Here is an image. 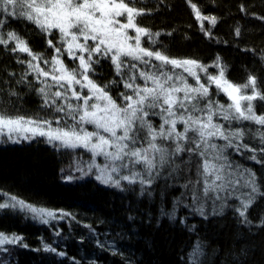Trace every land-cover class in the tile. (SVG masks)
Here are the masks:
<instances>
[{"label":"trees","instance_id":"obj_1","mask_svg":"<svg viewBox=\"0 0 264 264\" xmlns=\"http://www.w3.org/2000/svg\"><path fill=\"white\" fill-rule=\"evenodd\" d=\"M191 3L197 5L202 16L216 17V25L197 20L187 0H134L131 6L148 13L137 17L136 23L160 33L154 37L155 44L144 38L143 47L158 49L177 60H196L211 74L215 67L223 69L226 80L234 85H244L249 76H255L257 90L264 94V19H260L264 17V0ZM241 5L245 11H241ZM201 23L211 30L210 36L202 31ZM10 31L42 57L33 65L50 71L51 64L43 60L51 61L55 52L47 41L52 39L56 47H61L59 32L53 30L49 36L26 20L6 19L0 34L6 39ZM11 46L0 45V114L50 120L57 127L55 121L63 114L46 107L38 91L45 87L49 97L54 98L56 86L47 88L43 81L52 84L51 79H37L27 63L31 57L11 52ZM61 59L68 70H78L77 61L66 54ZM92 67L89 78L122 104L121 93L127 94L123 79L127 76H118L111 60L103 57ZM209 91L211 100L226 105V97L215 86ZM252 105L256 115H264V100L257 98ZM219 122L225 129L245 131L238 144H247L248 149L228 157L238 169L237 178L242 170L255 173L259 191L245 216L239 212L241 201L246 199L243 194L247 193L242 184L237 191L230 188L220 192L219 199L217 193L204 196L198 171L202 158L194 153L168 155L163 164L159 159L150 185L137 180L133 184L122 181L120 187H113L97 181L93 172H86L90 156L85 151L68 150L40 137L0 143V193L52 211L56 217L43 223L46 219L27 209H0V232L9 238H22L17 243L0 245V264H193L197 250L195 264H264V163L258 162L259 149L264 147L258 133L264 132V126L252 121ZM72 123L64 116L60 126ZM162 146L169 153L174 149V144ZM224 149L227 157L229 152ZM253 154L256 160L250 158ZM133 170L148 177L143 166ZM68 176L74 179L68 181Z\"/></svg>","mask_w":264,"mask_h":264},{"label":"snow or ice","instance_id":"obj_2","mask_svg":"<svg viewBox=\"0 0 264 264\" xmlns=\"http://www.w3.org/2000/svg\"><path fill=\"white\" fill-rule=\"evenodd\" d=\"M187 2L195 11L197 20L216 25V17L202 16L196 4L191 0ZM132 3L134 0H0V17H4L0 18V28L6 19H23L49 36L53 35V30L59 32L61 47H56L52 39L47 41L55 52L51 61L43 60L44 64H51L50 71H44L39 64L33 65V61L42 57L33 53L27 41L17 33L8 32L6 39L0 34V45L6 48L12 45L9 49L11 52L27 53L31 57L27 63L29 69L35 71L36 78H50L52 84H48L47 79L43 83L47 88H57L52 94L54 98L49 97L45 87L38 89L44 98V105L63 114L55 121V128L50 120L13 118L0 114V134L4 129L12 133L20 131L23 125H35L23 127V131L31 132L33 137L44 136L49 143L58 141L60 146L66 148H84L92 153L93 159L103 156L106 163L102 166L93 163L89 165V170L96 167L99 172L96 179L115 187H120L121 181L133 184L137 180L142 185H150L156 168V154H159L160 163L163 164L168 155L194 153L202 158L198 171L203 179L205 197L217 193L216 198L219 199L220 192L230 188L233 192L237 191L241 184L250 189L243 194L246 199L241 201L242 210H239L240 215L245 216L259 191L255 173L246 169L237 178L236 169L223 152L225 147L237 151L248 149L247 144H234L232 140L233 137L242 140L245 131L243 128L234 131L225 129L213 118L221 117L228 122L252 121L264 126V115H256L252 105L257 98L264 100V94L257 90L256 77L249 76L244 85H234L223 80L221 69L218 77L209 75L207 84L201 83L197 69L207 73L206 66L196 60H177L158 49L142 46V37L155 44L154 37H159L160 33H153L136 23L137 17L148 13L143 8L131 6ZM241 11H245L243 5ZM201 29L205 35H211V30L204 29L203 23ZM129 30H134L135 35H130ZM235 31L239 36L240 29ZM65 54L69 59L79 61L78 70H68L64 66L61 57ZM101 57L111 60L118 76H127V79H123V86L130 94L121 93L122 105L117 104L104 88L89 78V72L94 71L92 65L99 64ZM176 69L182 71L176 72ZM187 77L196 81L195 87L188 84ZM213 84L231 100L227 107L211 100L209 89ZM249 88L252 95H241L243 90ZM84 89H87V95ZM73 100L78 103H72ZM245 101L247 104H244ZM64 116L70 117L73 123L60 126ZM152 117L160 118L159 129L153 126ZM177 124H183V131L177 130ZM85 125H92L94 130L88 131ZM258 136L261 144H264V132H259ZM214 137L222 138L227 143L218 146L211 142ZM163 142L174 144L171 153L162 146ZM186 144L191 146L186 147ZM249 150L253 153L257 151ZM259 152L261 159L258 162L264 163V147ZM250 158L257 159L255 154ZM137 165L144 166L147 178L133 170ZM124 170L128 174H122ZM65 179L71 181L74 177ZM17 207L41 218L45 215L56 218L52 211L37 209L16 197H10L8 203H0V209ZM42 222L48 223V220ZM21 239L19 236L9 238L0 232V245L17 243ZM198 254V250L193 253V264Z\"/></svg>","mask_w":264,"mask_h":264},{"label":"rangeland","instance_id":"obj_3","mask_svg":"<svg viewBox=\"0 0 264 264\" xmlns=\"http://www.w3.org/2000/svg\"><path fill=\"white\" fill-rule=\"evenodd\" d=\"M129 34L130 35H135L134 30H129ZM144 38L145 37H142V43H143ZM77 62H78L77 65H79V61H77ZM64 66H65V64H64ZM78 68H79V66H78ZM175 71L176 72H180L182 70L176 69ZM197 71H198V74L200 76L201 83H204V84H207V82H208L207 78H208L209 75L210 76H214V77H218L220 75V72H221L217 67H215V70L213 71V74H211L210 70L208 71V69H207V73L202 72V71H199V69H197ZM184 75L187 76L186 73ZM223 80H226V78L224 77V75H223ZM187 82H188V84H191L194 87L196 86V81L192 77H187ZM138 83H142V82L141 81H138ZM213 86H215V84H213ZM219 92L223 93L224 96L226 97L227 103L224 106L227 107L231 103V100L229 99V97L223 91H219ZM87 94H88V91H87V89H85V95H87ZM127 94H130L129 93V90H127ZM241 95H252V92L251 91H248V89H246V90H243L241 92ZM244 104H247V102L245 101ZM220 105H222V104H220ZM34 120H37V119H34ZM213 120H214L215 123H219V124H223V123H221L219 121H224L221 117H214ZM151 122H152L153 125H158V127H159V125L161 123L159 117H152L151 118ZM23 127H35V125H23ZM23 127H22V129L20 131H14L12 133H9L7 129H4V132L2 134H0V143H15V142L27 141L29 139L36 138V137H40V138H43V139H46L47 140V138L44 137V136L37 135V136L33 137L31 132H25V131H23ZM44 127L46 129V126H44ZM52 127L55 128L56 126L55 125H52ZM85 127L87 128L88 131H93L94 130V128H93L92 125H87ZM228 127H229V125L226 126V128H228ZM177 130L178 131H183V124H177ZM189 135H192V133H189ZM9 136H11V139H9ZM25 136H28L30 138L29 139H24ZM232 140H233V143L234 144H238V142H239L238 139H236L235 137H233ZM53 142L59 144L58 141H53ZM211 142H219L220 144H222V142H223L224 145L227 143L225 140H223L222 138H218V137H214ZM163 143H165V145H171V144H173L171 142H163ZM64 148H66V147H64ZM67 149L68 150H82V151H85V152L88 153V155L90 156V158H89L88 161H86L85 170H86V172H93L94 175H95V178H96L97 175H99V172H98V170H97L96 167H93L91 170H89V165H92L93 163H95L96 165L102 166L104 163H106V161H105V159H104L103 156H96L95 159H93L92 153L89 152L88 150L84 149V148H67ZM224 150H227V152H229L228 155H227V159L233 153H236V154L239 153V151L235 150L234 148H226L225 147ZM157 155L158 154H156V162H159V156H157ZM231 157H234V156H231ZM142 166L143 165H137L136 167H137V169H141ZM77 167L79 168L78 165H77ZM143 168H144V166H143ZM234 169H236V172L238 171L237 168H234ZM240 172H244V170H242ZM122 174H125V175L128 174L127 170H124L122 172ZM246 176H247V172H245V177ZM97 181H99L100 183H102L100 180H97ZM124 182H126V181H124ZM103 184H105V183H103ZM111 186H113V185L111 184ZM113 187H115V186H113ZM248 191H250V189L247 188V192ZM4 197L5 196L2 193H0V199H1L0 201H2L3 203H8L9 202V198L5 197V199H4ZM39 218L40 219H46L47 220L50 217H48V216L45 215L42 218L41 217H39Z\"/></svg>","mask_w":264,"mask_h":264}]
</instances>
